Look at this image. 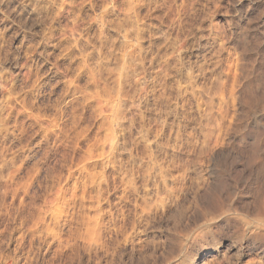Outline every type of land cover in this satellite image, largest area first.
Segmentation results:
<instances>
[{
  "label": "clouds",
  "instance_id": "obj_1",
  "mask_svg": "<svg viewBox=\"0 0 264 264\" xmlns=\"http://www.w3.org/2000/svg\"><path fill=\"white\" fill-rule=\"evenodd\" d=\"M242 2L196 0V10H191L176 0H76L74 7L87 6L98 23L109 9L114 16L104 22L109 32L85 38L83 47L71 42L62 47L68 33L55 35L54 16L38 18L39 30L29 29L38 42L28 53L55 41L51 52L41 53L48 72L68 76L62 58L73 47L83 53L88 45L117 72L108 81L116 105L104 117L110 138L100 158L101 172L90 173L80 185L98 194L95 212L105 219L97 221V238L79 245L78 264H185L188 238L204 227L230 237L241 254L245 240L264 243V31L255 32L252 21L240 23L237 5ZM173 5L184 8L183 16ZM158 9L162 14H155ZM91 14L78 17L84 27L92 22ZM20 53L27 59L21 63V55H14L12 63L27 67L30 80L36 76L31 91L48 72L34 73L31 55L23 48ZM6 64L8 53L0 46V87L13 78ZM68 91L44 105L51 112L50 122L41 128L44 135L52 131L59 140L57 119L67 130L66 139L50 143L41 156L43 160L47 151L61 148L64 153L41 177L45 191L48 181L66 180L60 173L69 167L67 154L79 146L72 133L87 93L77 87L65 99ZM217 133L224 135L218 138ZM80 188L70 185L61 200L64 223L73 230L91 210L78 194ZM30 207H36L34 201ZM4 209L13 215L11 205L0 204ZM11 255L15 264H32V254L27 259L14 251Z\"/></svg>",
  "mask_w": 264,
  "mask_h": 264
},
{
  "label": "rangeland",
  "instance_id": "obj_2",
  "mask_svg": "<svg viewBox=\"0 0 264 264\" xmlns=\"http://www.w3.org/2000/svg\"><path fill=\"white\" fill-rule=\"evenodd\" d=\"M223 2L227 4V0ZM75 3L76 0H2L0 2V46L8 53V64L5 67L13 74L11 83L0 87V204L11 205L13 212V215L9 216L7 209L0 210V264H15L11 255L13 251L17 257L23 256L25 259L32 254V264H78L76 257L80 252L79 245L90 242L85 222L75 230L69 224L64 223V217H62V214L66 212L64 206H59L61 209L59 208L58 214V211L53 213L59 220L50 219L49 212L46 215H40L42 209L49 206V203L56 200L61 205V200L66 199L65 192L64 197L57 199L59 183L55 179L47 182L48 191L40 188L41 177L45 175L47 169L56 165V160L64 153L62 148L60 152L49 150L46 158L41 160L47 146L52 142L59 143V141L55 132H50L47 137L43 136L39 128L42 122L36 121L30 115V113L33 116L39 115L40 119H44L43 122L50 121L51 112L44 108V105L49 102V97L55 100L68 88V96L65 97L68 99L77 87L86 89L87 103L82 110L78 109L81 126L78 125L76 130L87 129L86 134L90 138L81 140L83 142H80V147L67 154L68 164L69 167L73 166L76 169L82 155L90 147H95L93 151L97 152L93 153L96 157L91 159L88 173L82 176L77 187L80 188L81 182L86 180L90 173L101 172L100 166L103 161L99 155L103 153L104 157V151L106 150V153L109 147L107 143L109 135L103 127L104 117L105 113L114 111L116 105L114 95L108 90L110 87L108 81L117 75L115 65L101 59L100 54L92 51L91 45H88L83 53L73 47L68 57L61 60V66L67 68L69 72L66 76L62 72L57 73L55 69L48 72L50 65L44 63V58L41 56L42 52L53 50L55 41L47 47L41 44L35 52L28 53L29 47L38 42L33 38L32 31L29 29L39 30L35 21L43 16L55 17L52 23L55 35L58 36L67 30L68 34L61 42L62 47H67L69 42L83 47L86 42L85 38L94 37L98 32H109L107 28H104V22L114 18L109 14L110 9L108 13L101 14V22L98 23L96 15L91 14L87 6L78 11L74 7ZM181 3L191 10H196V0H176V5ZM176 5H173L174 11L183 16L184 8H177ZM237 10L243 16L240 20L241 24L246 25L248 21H252L255 32L264 31V0H243L237 5ZM89 14L92 15V22L84 27L78 17H85ZM155 14H162V10L158 9ZM217 19H220L219 15ZM21 48L24 53L31 55L32 60L29 64L32 65L34 73L37 69L41 75L48 72V75L43 76L36 88L31 91L27 89L31 87V82L35 81L36 76L33 75L30 80L27 67L21 69L12 63L14 55H21V63L27 59V55L20 53ZM59 51L60 48H56L57 54ZM106 51V48L102 49V52L106 53ZM69 57L73 58L69 59ZM33 60L38 63L33 64ZM39 64L43 67H38ZM57 81L61 83L52 89L51 84ZM64 81L68 83L65 84ZM57 123H60L58 132L61 128H65L59 137V140H64L67 136L66 125L59 119ZM72 135L76 137V132ZM223 135L224 133H217L218 138ZM101 141L104 143H100ZM224 142H226L224 139H220V143ZM103 145L105 146L104 151L100 150ZM75 152L78 153L75 154ZM68 168L60 175H64ZM108 171L110 172L111 169ZM97 178L95 176L94 179ZM9 185H13L14 188L9 189ZM70 185H74V182L71 181L66 188L68 189ZM88 191L80 188L78 192L91 209L86 221L89 217H96L97 221L105 219L104 216L97 217L95 212V205L99 199L98 194L91 190ZM32 201L36 204L35 208L30 207ZM104 206L100 205L101 208ZM40 216H46L45 220ZM216 222L212 221V223ZM18 225H24V227L21 228ZM195 227L191 225V228L195 229ZM161 239L165 238L161 237ZM186 249L185 264H236L238 257L240 264H264V243L245 240L241 254L238 246L233 244L230 237L214 235L212 229L208 227L193 231L188 238Z\"/></svg>",
  "mask_w": 264,
  "mask_h": 264
},
{
  "label": "bare ground",
  "instance_id": "obj_3",
  "mask_svg": "<svg viewBox=\"0 0 264 264\" xmlns=\"http://www.w3.org/2000/svg\"><path fill=\"white\" fill-rule=\"evenodd\" d=\"M104 98V97H103ZM111 100V99H110ZM101 104V103H100ZM99 104V105H100ZM94 106V105H93ZM91 109V108H90ZM28 113H30V112H28ZM18 115H20V113L18 114ZM30 115L36 120V121H38V122H42L41 124H40V130H41V128L43 127V126H46L50 121H46V122H43L44 121V119H40V116L38 115V116H33L31 113H30ZM50 116V115H49ZM90 119V118H89ZM32 120V119H31ZM62 126V125H61ZM81 125H79V127H80ZM84 126V124L82 125V127ZM99 126V125H98ZM21 128V127H20ZM78 128V127H77ZM62 129V128H61ZM65 129V128H64ZM80 129V128H79ZM58 131V130H57ZM86 131H87V129L85 130V129H80V130H76L75 132H76V142L78 143V145H80L81 143L80 142H83L84 140H86L88 137L90 138V136H88L87 134H86ZM17 132V131H16ZM50 132H52V131H49L48 132V134H47V136L50 134ZM74 132V133H75ZM42 133H43V131H42ZM63 132L60 130V134H62ZM103 134V133H102ZM52 135V134H51ZM43 136H45L44 135V133H43ZM47 136H45V137H47ZM61 136V135H60ZM94 137V136H93ZM51 138V137H50ZM62 138V137H61ZM110 137L108 136V139H109ZM65 139V138H64ZM63 140V139H62ZM81 140H83V141H81ZM89 140V139H88ZM45 141V140H44ZM59 141V140H58ZM88 142V141H87ZM85 143V142H84ZM90 146V145H89ZM94 146H96V144L94 145ZM80 146H78V147H76L75 149H78ZM107 147H108V145H107ZM95 147H90L83 155H82V157L79 159V161H78V163H77V165H76V169L73 167V166H71V167H69L68 168V170L66 171V173L64 174V175H61V176H64V177H66V180H62L60 183H59V188L57 189L58 191H57V193H56V196H57V199H60V198H62V197H64V192H65V190L67 189L66 188V186H68L69 185V183L71 182V181H73L74 182V185H76V186H78V184L80 183V179L82 178V176L85 174V173H88V167H89V164H90V161H91V159H93L94 157H96L95 155H94V153L95 152H97V151H93V149H94ZM102 148V149H101ZM100 148V150H103L104 148H105V146L103 145V147H101ZM99 150V149H98ZM104 151V150H103ZM106 151V150H105ZM105 151H104V154H105ZM79 152V151H78ZM77 152V153H78ZM94 152V153H93ZM76 152H75V154H77ZM102 153V152H101ZM75 156V155H74ZM99 157H103V153L102 154H100L99 155ZM82 169H83V171H82ZM92 169V168H91ZM87 171V172H86ZM91 171H93V170H91ZM2 174V173H1ZM78 174V175H77ZM84 177V176H83ZM95 178V176L93 175V179ZM11 182V181H10ZM29 182V181H28ZM16 183V182H15ZM63 183V184H62ZM25 184V183H24ZM16 185V184H15ZM58 185V184H57ZM10 186V185H9ZM13 186V185H12ZM12 186H10L9 187V189L12 187ZM24 186V185H23ZM14 187H12V189H13ZM11 192V194H12V191H10ZM89 192V191H88ZM80 193H81V191H80ZM95 194V193H94ZM81 196V195H80ZM51 201V200H50ZM59 206H62V205H60L59 204V202L58 201H56V200H54L52 203H49V206H45L46 208H43L42 209V211H41V213H40V215H42V214H44V215H46L48 212L50 213V215H49V217H50V219L51 218H54V219H56L57 218V220H59V218L58 217H55V215H53V213H55L56 211H58L59 210ZM61 209V208H60ZM59 213V211L57 212V214ZM56 214V215H57ZM94 214V213H93ZM45 217L46 216H40V218L41 219H43V220H45ZM63 217V216H62ZM48 221V220H47ZM50 222V221H49ZM85 225H86V231H87V235H88V238H89V240H90V242L91 241H94L96 238H97V234L99 233V228L96 226L97 225V219H96V217L95 218H91V217H89L88 218V220L86 221V219H85ZM41 232V231H40ZM47 233V232H46ZM42 234V233H41Z\"/></svg>",
  "mask_w": 264,
  "mask_h": 264
}]
</instances>
